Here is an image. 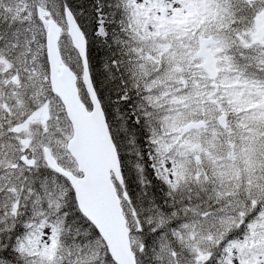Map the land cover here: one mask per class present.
<instances>
[{
  "label": "snow or ice",
  "instance_id": "6c2138e0",
  "mask_svg": "<svg viewBox=\"0 0 264 264\" xmlns=\"http://www.w3.org/2000/svg\"><path fill=\"white\" fill-rule=\"evenodd\" d=\"M0 264H264V0H0Z\"/></svg>",
  "mask_w": 264,
  "mask_h": 264
}]
</instances>
